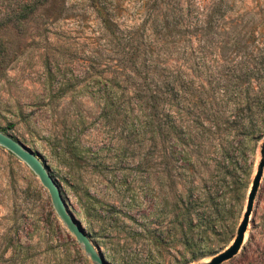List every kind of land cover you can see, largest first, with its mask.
Wrapping results in <instances>:
<instances>
[{
	"label": "rangeland",
	"instance_id": "rangeland-1",
	"mask_svg": "<svg viewBox=\"0 0 264 264\" xmlns=\"http://www.w3.org/2000/svg\"><path fill=\"white\" fill-rule=\"evenodd\" d=\"M16 1L0 0V130L44 164L106 264H203L226 247L235 229L193 259L169 233L155 240L168 225L156 212V117L126 92L160 62L200 103L264 91V0H49L14 20ZM258 158L256 148L250 181ZM0 264H92L2 147ZM220 264H264V164L242 242Z\"/></svg>",
	"mask_w": 264,
	"mask_h": 264
},
{
	"label": "trees",
	"instance_id": "trees-1",
	"mask_svg": "<svg viewBox=\"0 0 264 264\" xmlns=\"http://www.w3.org/2000/svg\"><path fill=\"white\" fill-rule=\"evenodd\" d=\"M48 2L17 0L13 19H24ZM145 69L142 86L126 93L156 117V212L168 225H160L154 238L160 242L169 233L192 249L193 259L203 255L198 248L209 238L223 243L232 237L264 136V91L238 86L232 106L200 103L187 98L185 84L176 82L164 62L154 63L151 74ZM104 93L105 106H114L117 92Z\"/></svg>",
	"mask_w": 264,
	"mask_h": 264
},
{
	"label": "water",
	"instance_id": "water-1",
	"mask_svg": "<svg viewBox=\"0 0 264 264\" xmlns=\"http://www.w3.org/2000/svg\"><path fill=\"white\" fill-rule=\"evenodd\" d=\"M0 147L4 148L19 161L25 164L29 168V170L36 176L40 184L46 189L50 198L51 206L56 216L66 227V229L74 236L75 240L78 242L86 256H88L92 264H106L105 260L91 244L90 240L82 230L80 224L76 222L72 215H70V213L67 211L55 181L50 176L46 167L38 159V157L16 139L1 130ZM257 151L259 154V158L246 193L244 209L235 228V232L231 239V242L222 250L211 255L207 260H205V262H203V264H220L224 260L229 259L237 252L242 242L249 214L251 212L253 198L258 187L264 164V138L258 144Z\"/></svg>",
	"mask_w": 264,
	"mask_h": 264
}]
</instances>
